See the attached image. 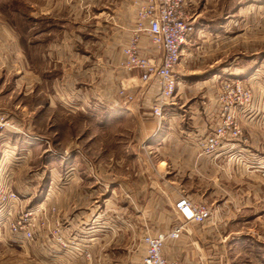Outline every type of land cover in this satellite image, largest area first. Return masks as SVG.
Here are the masks:
<instances>
[{"label": "rangeland", "instance_id": "1", "mask_svg": "<svg viewBox=\"0 0 264 264\" xmlns=\"http://www.w3.org/2000/svg\"><path fill=\"white\" fill-rule=\"evenodd\" d=\"M134 1L0 0V98L4 106L0 111V189L8 187L17 195L0 216V264H138L145 254L144 236L170 231L179 223L176 207L172 213L167 196L176 197V206L186 194H161L157 204L146 203L152 197L145 188L156 187V176L159 182L167 178L174 167L170 157L178 156L176 146L159 145L158 139L190 141L193 172L197 159L210 155L215 157L210 162L214 172L224 173L230 182L236 178L237 162L249 161L240 145H248L258 134L264 137V19H260L259 33L246 30L250 21H244L245 32L229 35V46L201 47L194 58L195 66L207 70L209 57L221 64L241 53L232 62L244 73L259 65L253 76H212L211 97L199 92L187 96V90L179 87L163 103L160 119L152 110L159 99L155 80L142 81L152 88L149 94L119 83L110 86L106 67L99 64L100 58L108 63L110 52L115 51L108 46L115 20L130 28L131 37L133 26L128 23L134 16ZM50 17L62 20L66 28L60 35L51 29L55 46L43 38ZM121 61L107 68H113L114 75L121 74L126 71ZM236 83L242 85V93L229 92L228 85ZM191 105L203 113L196 114ZM111 107L120 112L114 114ZM184 113L187 124L182 120ZM198 116L204 119L198 121ZM155 120L157 129L152 130L150 124L145 128V123ZM176 123L184 125L185 131L178 132ZM235 126L241 130L238 135ZM216 128L225 134L217 149L205 154L201 142ZM227 147L232 150L220 161L216 156ZM187 149L184 145L179 154ZM167 158L168 164L161 162ZM112 186L116 191L108 200L107 189ZM140 186L144 193L134 192ZM64 203L68 214L61 210ZM224 203L210 204L211 218L192 228L199 249L189 264H205V253L212 254V264H264L258 254L264 253V247L254 242L255 237L264 241V220L263 225L253 227H219L235 214L234 204ZM76 204L81 207L78 211ZM93 207L99 211L97 219L91 216ZM108 216L110 229L105 221ZM20 219H24L23 228L16 231L14 225ZM98 220L101 228L94 230ZM249 228L255 232L248 234ZM29 230L34 233L32 239L26 237ZM239 236L246 240L244 245Z\"/></svg>", "mask_w": 264, "mask_h": 264}, {"label": "crops", "instance_id": "2", "mask_svg": "<svg viewBox=\"0 0 264 264\" xmlns=\"http://www.w3.org/2000/svg\"><path fill=\"white\" fill-rule=\"evenodd\" d=\"M132 1V0H131ZM186 9L189 11L194 25H195V32L193 37L190 41H187V43L183 47L182 51V61L179 65L177 72L178 77V86L176 90V94L178 93L179 87L185 88L187 90V96H190L194 94V92H199L201 94H204V96L207 94V96H212V87L210 86V81L214 78L212 76H220V74L229 76V77H242L243 75L246 76H253L255 71L258 70L259 65L256 66L253 70H248L245 73L243 72V68L240 69V72L237 71V68L235 67V64L232 62H237V60L241 57V53L231 55L228 59L225 60L223 63H219L220 60L217 58L209 57L207 59L208 61V67L205 68L207 70H203L198 68L199 66H195L194 61L195 54L197 51L204 46L210 47L211 50L215 49L217 50L220 47L229 46L228 37L231 34L235 33H243L245 32L246 27H244V21L245 23H248L247 21H250V24H246L247 29L251 28L252 32L259 33L260 28V19H264V0H186ZM119 12V11H118ZM126 16L127 12L124 11ZM117 14V13H116ZM47 27L44 28L43 31V38L45 41H48L47 43H52L54 46L57 43V41L54 39L55 35L51 34L53 30L51 29H57L58 35L65 34L66 28L64 27V22L62 20L54 19L50 17ZM126 18V17H125ZM53 19V20H52ZM125 21V19H124ZM128 21V20H127ZM133 19L128 23V25H132ZM52 23L54 25H52ZM45 24V23H44ZM114 28L116 29L110 36V41L108 44L109 47L115 48V51L110 52V60H108V63L105 62L102 58L99 59V64L102 67H106L105 73H106V82L108 85H117L118 83L126 88L132 89L131 91L139 92L141 94H149L152 90V88H149L148 85L145 83H142L139 77L140 71H121V74H116L115 70L113 68L110 70L107 68V66H119L118 63L123 58V46L127 43L128 39L130 38V28H126L124 23H122L119 19L117 21L115 20ZM233 30V31H232ZM75 41H77V36H74ZM233 39V38H232ZM231 39V40H232ZM81 42V41H80ZM234 42L235 41H231ZM142 50L143 52L150 56L151 54H156L157 50L150 44V42L146 39H142ZM107 46V48H108ZM116 48H119L116 50ZM215 56V55H214ZM215 59L216 61H213ZM101 62V63H100ZM213 62L215 64H213ZM31 62H29L30 65ZM82 65V64H81ZM237 66V64H236ZM184 69V71H180L181 69ZM230 68L231 72H229L227 69ZM103 72V69L101 70ZM66 73V71H65ZM103 74V73H102ZM181 76H183L181 78ZM209 77V78H208ZM155 85H157L154 82ZM182 85V86H181ZM197 86V87H195ZM158 88V87H157ZM196 88V89H194ZM0 91V95H1ZM208 92V93H207ZM33 92L31 91V94ZM132 93V92H131ZM149 96V95H148ZM2 104V105H1ZM192 109H195L196 114H201L203 111L198 112V106H190ZM3 101L0 98V111H3ZM203 108V107H202ZM113 109V113L116 114L117 111L116 107H111ZM124 112L126 114L130 113L129 109H124ZM122 112V111H121ZM133 112V111H132ZM147 113V112H145ZM184 118L182 119L184 123L185 122V115L183 114ZM198 121H201L204 119L203 116H198ZM208 117V116H207ZM192 118V117H190ZM175 122H177L175 120ZM148 124L152 126V130L157 129L158 121L155 120V122H147L145 123V128L147 129ZM187 124V123H186ZM206 125V123L204 124ZM178 132L185 131V126L181 125L179 123H176L174 125ZM188 127V125H186ZM180 128V129H179ZM199 128V127H196ZM171 129V128H170ZM169 129V130H170ZM208 128H205V131ZM159 131V128H158ZM174 130L171 129V132ZM163 134V133H162ZM254 136L250 143L248 145L242 143L240 145L239 150H245L244 156L249 159L248 162L245 161H238L236 165V175L234 180H230V182L225 178L224 173H217L216 170L214 172L212 166L210 165L211 160H213L215 157L213 156H206V157H200L197 159L196 163V172H193V168L191 166V163L194 164L195 156L191 155V150L189 147H192L190 141H186L183 139H180L181 142L176 140H168L166 141L164 136L162 138L158 139L157 143L162 146H164L166 143H170L172 146H176V152L178 154L170 157V162L174 166L173 170L169 173L170 175L165 178L162 182L158 181V178L156 175L152 174L151 172L149 176H156V187H150L145 188V192L147 195H150L148 200H146L147 204L150 203H158L157 195L161 194H171L174 193H186L189 195L193 200L195 201H203L206 203L210 208V204L214 203H223L226 204H234L235 206V214L232 218H226L225 221L222 223L220 222L219 227H240V226H259L263 225L264 220V137ZM176 136H173L175 138ZM190 140V139H189ZM175 142V144L173 143ZM184 145L188 146V149L186 152H183V154H179L180 148H182ZM230 150H232L230 147L226 148L225 152L220 153L216 157L221 161L225 160L230 153ZM215 156V155H214ZM191 158V163L189 162V159ZM162 163H169L168 158L161 161ZM182 163V165H180ZM187 163L188 167L186 169ZM224 163V162H222ZM202 166V167H201ZM203 171V172H201ZM148 173V171H147ZM143 174V173H142ZM114 188L107 189V196L108 200L110 199V194L116 191V186H112ZM234 187L235 191L231 188ZM141 189L138 188V190H134V192H142L144 193V190L142 189V186H140ZM202 194L203 196H201ZM154 195V196H153ZM199 195V196H198ZM219 195V197H217ZM153 197H155V202L153 201ZM168 197V202L170 208L173 210L172 213L175 210V198L176 197ZM46 198V197H44ZM43 198V199H44ZM219 198V200H218ZM43 199L41 201H43ZM143 202L145 200L143 199ZM67 203H64L63 209L64 212L68 214L69 209H67ZM76 209L75 211L80 210V206L76 204L74 206ZM14 208V207H13ZM12 208V210H13ZM92 213L91 216L93 219L99 218V211H97L96 208H91ZM71 213V211H70ZM65 214V213H64ZM77 215V214H76ZM71 218L73 217V213L70 215ZM101 220L95 221L96 225L93 226L94 230H97L96 228H101L100 224L97 222H100ZM104 221V220H103ZM108 228L110 229V219L109 216L107 217ZM174 224H171V227ZM200 224H191L189 225L184 233L181 234L179 239H170L167 241V243L164 246V254L166 256L171 257L172 259H177L178 264H189L191 257H194L198 254L199 249V243L195 240V236L193 234L192 228L194 226H197ZM168 229V230H170ZM236 233H241L244 231L237 230ZM249 233H254L255 230L252 228H249ZM233 231H230V234H232ZM259 234V233H258ZM94 236V235H93ZM254 236V235H252ZM92 237V236H91ZM239 236L238 238H240ZM244 238L239 239V243L244 245V242L246 240H242ZM95 241L93 238L91 239ZM82 242V241H81ZM254 242L259 243L260 248L264 247V241H260L256 237L254 238ZM171 245V246H170ZM254 250L259 251V249H256L254 247ZM259 256L264 258V253L259 252ZM212 254L208 257L205 253L204 260L205 264H212ZM194 260V259H193Z\"/></svg>", "mask_w": 264, "mask_h": 264}, {"label": "built area", "instance_id": "3", "mask_svg": "<svg viewBox=\"0 0 264 264\" xmlns=\"http://www.w3.org/2000/svg\"><path fill=\"white\" fill-rule=\"evenodd\" d=\"M134 5L132 35L123 47L120 67L129 72L140 71V80L145 83L150 80L156 81L159 87V99L152 110L154 115L161 119L163 103L176 93L178 86L176 69L182 61L183 47L195 31V25L186 10V0H135ZM143 37H147L157 50L156 54L148 56L143 52L141 45ZM228 87L231 88L229 92L234 94L243 91L240 83L229 84ZM235 130V135L241 132L239 126H235ZM224 134L222 129L216 128L215 133L202 141L204 153H213ZM15 198L17 195L8 187L0 189V216L6 211L7 203ZM175 207L179 223L170 231L146 234L145 254L138 264H177L163 253L167 241L179 239L190 224H204L212 216V210L206 203L195 202L187 194L179 197ZM23 220L20 219L14 225L16 231L23 228ZM33 235L31 230L26 232V237L29 239H32Z\"/></svg>", "mask_w": 264, "mask_h": 264}]
</instances>
